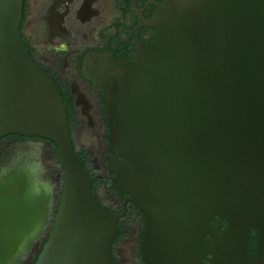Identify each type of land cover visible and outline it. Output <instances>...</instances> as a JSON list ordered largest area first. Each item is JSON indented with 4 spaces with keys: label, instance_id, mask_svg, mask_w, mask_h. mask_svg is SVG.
Segmentation results:
<instances>
[{
    "label": "water",
    "instance_id": "water-1",
    "mask_svg": "<svg viewBox=\"0 0 264 264\" xmlns=\"http://www.w3.org/2000/svg\"><path fill=\"white\" fill-rule=\"evenodd\" d=\"M24 1L0 0V138L53 142L63 172L55 184L25 163L0 179V264H25L51 221L35 264H115L120 216L93 200L62 94L21 38ZM146 25L156 37L136 61L89 53L82 62L104 90L117 190L145 220L142 262L203 264L213 254L215 264H260L264 0H165Z\"/></svg>",
    "mask_w": 264,
    "mask_h": 264
},
{
    "label": "flooded vegetation",
    "instance_id": "flooded-vegetation-1",
    "mask_svg": "<svg viewBox=\"0 0 264 264\" xmlns=\"http://www.w3.org/2000/svg\"><path fill=\"white\" fill-rule=\"evenodd\" d=\"M164 1L25 0L23 5L21 38L34 62L52 77L71 106L74 147L78 154L87 156L85 169L88 176L97 180L93 200L101 209L120 216L117 236L120 228L123 235L118 240L116 236L112 246L115 264H145L141 252L145 220L135 205L127 201L128 194L121 195L117 190L119 176L109 166L104 90L85 78L82 62L89 53H107L118 61H136L137 49L155 40L156 32L146 23L156 13L157 4ZM75 124L79 125L76 130ZM58 160V150L49 140L19 135L0 138V179L28 163L45 168L43 178L58 184L63 172ZM61 189L62 185L55 189L57 197ZM54 214L55 210L52 217ZM216 221L220 223V232L225 233L228 223L219 217ZM259 235L256 230L249 234L247 250L251 255L258 252ZM205 241L210 244L214 237L207 235ZM36 253L33 251L25 264H31ZM203 264H215V256L206 255ZM260 264H264V256Z\"/></svg>",
    "mask_w": 264,
    "mask_h": 264
},
{
    "label": "trees",
    "instance_id": "trees-1",
    "mask_svg": "<svg viewBox=\"0 0 264 264\" xmlns=\"http://www.w3.org/2000/svg\"><path fill=\"white\" fill-rule=\"evenodd\" d=\"M63 97H64L65 105H66V108H67V112H68V127H69V129L71 130V118H72L71 106H70V104L68 103L66 97H65L64 95H63ZM106 138H107V137H106ZM72 142H73V141H72ZM52 143H53V142H52ZM53 145H54V147H55L56 150H57V147L55 146L54 143H53ZM73 145H74V142H73ZM78 156H79V157L85 162V166H86V164L88 163V158H87V156H86L84 153H82V154H78ZM85 168H86V167H85ZM89 178H90V180H91V193H92V196H93V188H94V186L97 184V180L94 179V178H92L91 175H89ZM93 199L96 200L94 197H93ZM98 204H99V203H98ZM99 206L102 207L100 204H99ZM52 225H53V222H52ZM52 225H51V228L49 229V231L47 232V235H46L45 240L42 241V242L40 243V246H39L38 252L35 254L34 259H33V261H32L31 264H35V262H36V260H37V258H38V255H39L40 252L42 251V248H43L44 244L46 243V241H47V239H48V234H49L50 230L52 229ZM122 235H123V233H122V230H121V228H120V233H119V235L117 236V240H118Z\"/></svg>",
    "mask_w": 264,
    "mask_h": 264
},
{
    "label": "rangeland",
    "instance_id": "rangeland-1",
    "mask_svg": "<svg viewBox=\"0 0 264 264\" xmlns=\"http://www.w3.org/2000/svg\"><path fill=\"white\" fill-rule=\"evenodd\" d=\"M78 128H79V125L75 124V125H74V129L76 130V129H78Z\"/></svg>",
    "mask_w": 264,
    "mask_h": 264
}]
</instances>
